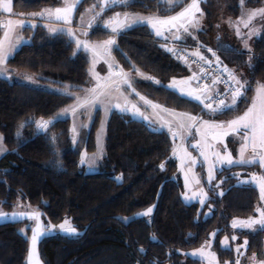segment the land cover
<instances>
[{
  "label": "trees",
  "instance_id": "trees-1",
  "mask_svg": "<svg viewBox=\"0 0 264 264\" xmlns=\"http://www.w3.org/2000/svg\"><path fill=\"white\" fill-rule=\"evenodd\" d=\"M48 1L12 0V7L16 13H28ZM119 1L106 13L140 11L167 16L189 0L173 6L161 0ZM92 2L95 0H80L76 14ZM23 30L30 33L31 40L7 59L9 67L39 72L41 80L60 87L69 84L72 91L88 86L89 57L75 50L67 34L51 33L41 23ZM108 36L98 26L87 33L95 40ZM115 41L112 55L125 72L139 70L155 78L133 81L137 93L166 107L189 111L199 120H228L243 113L255 88L264 85V26L252 40L250 63L245 51L215 47L219 62L242 72L246 80L236 105L217 113L161 84L187 73V67L162 47L146 24L121 30ZM73 102L70 94L0 77V134L7 147L0 156L1 208L12 210L21 201L39 210L47 222L58 223L68 216L80 232L76 237L59 233L43 236L37 244L42 264H203L189 252L201 246L212 231H216L214 249L218 256L233 257V251L221 248L218 240L230 233L232 217H247L255 211L257 188L250 183H236L237 172L246 174L255 169L254 165L218 169L216 187L223 192L219 195L215 187L207 186L209 198L199 209L198 203H185L181 198V184L173 177L176 166L169 134L125 113L111 111L99 171L86 173L80 164L79 148L72 144L70 118L58 116ZM96 114L82 142L87 152L95 149ZM38 121L49 122L48 127L38 129ZM115 177H120V182ZM150 204H154L150 218L129 217ZM206 208L211 213L205 216ZM26 223H0V264H27L28 238L23 233ZM24 229L29 233V227ZM241 235L247 239V253L264 259V228Z\"/></svg>",
  "mask_w": 264,
  "mask_h": 264
},
{
  "label": "rangeland",
  "instance_id": "rangeland-1",
  "mask_svg": "<svg viewBox=\"0 0 264 264\" xmlns=\"http://www.w3.org/2000/svg\"><path fill=\"white\" fill-rule=\"evenodd\" d=\"M167 3L169 6H173L176 4L184 3V0H161ZM207 0H196L199 11L195 12V19L198 21L197 27H192L187 24L186 21L182 18L181 21L177 22L183 23L185 27H188V32H184L183 28L179 29L177 33L176 29L173 28L171 32L165 30L167 25H158L162 31H164V36L157 37L155 35V29L151 27V25L147 24V21H137L133 25L137 24H146L148 28L154 33V35L162 42V45H169L173 47V45L179 44L192 54L194 52H198L199 56L193 55L197 58L203 56L205 61H218L217 53L215 51V47L218 45L222 47L231 46L235 47L239 50L245 51L248 56L249 63L251 61L252 55V40L260 35L263 26H264V15H261L260 10L264 9V0L261 3L256 5L247 4V0H213L211 4L206 3ZM3 0H0L2 3ZM80 0H49L48 3L43 5L40 9L34 10L28 13H16L13 10L12 3V12H4L2 8H0V47L7 50L9 53L8 58L13 54V52L20 47L23 43L30 42V33H25L24 28H34L38 23H41L45 26V28L51 33L63 32L68 35V37L75 43V50H82L89 57V76L90 81L88 86L83 87L79 91H72L70 89L69 84H65L64 86H55L49 84L41 80V73H31L27 71H22L19 69H13L9 67L5 60L3 63H0V77L5 78L9 81H17L22 82L28 85L41 87L44 89L52 90L55 92H61L70 94L74 97V102L61 110L58 114L59 117L67 116L70 118V131H71V139L73 146H77L80 151V164L81 159L85 160L82 165L83 170L86 173H92L99 171V165L102 161V157L105 153V134L107 121L111 111L121 112L119 109L115 107L116 104H120L122 107L125 104L128 107H131V104H135L137 108H139L140 112L143 113L141 115H133V112L124 111L121 113H125L129 115L131 118L139 119L147 123L151 128L164 130L166 131L172 142V159L175 162L176 171L173 175L174 178L178 179L181 184V198L185 203H193L196 202L199 204V209H201L207 202L209 198V193L207 191V186L215 187V191L220 195L223 190L220 186L216 185L219 183L215 179L216 170L220 169L223 166H231L236 165L237 163H233L231 165L227 164L226 161H221L219 157H225L230 154L233 161H238L245 157H251L249 155V148L252 149L251 144L241 154V147L239 146V142L242 139L240 134H229L223 137V142L212 141L209 137L207 143L214 144V147L210 148H193L191 145L197 143L201 140L202 135H206L208 131L205 128L201 127V123L203 121H209V123L216 124H229L233 119H237L240 116H243L244 113H241L231 119L228 120H214V119H201L199 120L195 115L186 110H176L173 108L166 107L163 103L149 99L141 94L137 95V92L128 88L127 85H122L121 90L124 92V95H120L113 91L112 95L109 97L110 103H107V111H105V107L102 105H96L91 109V115L87 114L85 108L79 106L77 97L82 101L85 95L87 94V90L97 87V83L104 84L106 80L110 77L112 80H119L118 74L121 70L124 73H128V79L132 83L133 81H146L150 79H145L143 77H153L147 73L136 70L131 72H125L119 64L115 63L114 57L112 56L113 45L110 46V55L105 53L103 49H99V54L94 55L92 50H86L84 48V43H87L90 48L95 45H102L108 39H111L115 34L111 31V26L109 25L110 21L119 14V20L124 22L125 28H127V24L132 23V19L136 17H147L155 20H167L171 16H177L181 11H184L190 4L193 3V0H189L187 3L183 4L182 8L176 11L173 14L167 16H160L155 13H143L140 11H113L110 13H106L107 9L114 6L115 4H119V0H95V2L86 5L80 13L76 14V8ZM69 5H74L72 8V12L70 14V23H65L63 19H57L55 15V9L57 8H67ZM255 12L257 13L255 17L249 19L251 14ZM43 13V15H34ZM51 13V14H50ZM125 14H127L128 19L125 20ZM209 14V17H208ZM11 20L14 22L24 21L23 25L19 23H13L11 26L6 27L7 22ZM245 24L248 26L245 27ZM101 27L104 31L109 33V36L105 39H89L87 37V33L89 30L95 27ZM72 30V35L68 34V29ZM121 30H118L119 32ZM7 33V37L5 36ZM239 33V34H238ZM173 34H178L181 38L176 40L173 38ZM165 37H168L165 39ZM81 41V46L77 48L76 41ZM171 41V42H168ZM177 41L180 43H176ZM168 42V44H167ZM245 42H247V47H245ZM182 43V44H181ZM174 53V52H172ZM187 67V73L182 75H177L171 77L165 82L161 84L164 86H168L173 83V81L177 82V89L175 90L178 94H180L181 90L184 91H192L197 89L196 81L200 77L197 71L194 69L192 64L189 62L182 60L181 61ZM111 64V69L109 65ZM117 66L118 70H115L114 67ZM112 70V72H111ZM232 70V76L236 77V80L240 81V84L244 85V88H240L236 83V89H239L241 95L246 87V80L242 72ZM93 72L98 74V77L93 75ZM138 73H142L143 76L138 75ZM195 77V78H194ZM155 79V78H154ZM216 81V79H214ZM213 80V81H214ZM205 86H208L207 92L202 91H193V95H201V101H197L190 96L181 95L187 97L189 99L195 100L199 102L204 109L210 111L205 108V104H209L206 102V98L213 94L214 89H216V85L205 84L204 86H199L200 89H203ZM133 88V87H132ZM168 88V87H167ZM264 88L263 84L258 85L255 88L253 97L260 102L258 99H264V92H261L260 89ZM237 97L238 99L241 97ZM145 97L146 100L150 101L152 105H159V108H153L148 104H145L144 101L140 100V97ZM232 96L227 98L225 101L226 105H231ZM237 103V102H236ZM213 109L217 107V105L211 103ZM236 105V104H235ZM235 105H232L234 107ZM75 109V112H73ZM224 109L221 107L220 110ZM67 110V111H66ZM134 111V110H133ZM212 112V111H211ZM96 113H98V125L94 134V144L95 149L92 152H87L84 147H82V142L85 140L89 128L96 117ZM172 113L175 114H188L190 116L196 117L195 126L191 128V135H184V138H181L180 130L177 128V121L181 119L180 115L173 116ZM148 117L147 120L144 117ZM75 127L76 131L73 133V128ZM172 127L174 131L178 132L176 137H173L172 132L168 129ZM200 128V133H197L196 129ZM73 136H75V142H73ZM239 146V147H238ZM239 148V149H238ZM175 154H174V151ZM0 150H6L7 147L3 142V136L0 134ZM185 150L190 154V158L185 156ZM204 151L207 155L208 159L205 160L204 156L200 153ZM6 151H3L1 155H3ZM256 154H261L263 152L262 148L256 147ZM218 153V155H217ZM253 156L255 153H251ZM182 159L185 163L182 166ZM191 159H194L196 163L193 165L191 163ZM183 167V170H182ZM209 168L212 169V178L209 180ZM199 181V183H197ZM237 184L241 183H250L254 185L258 190V201L256 203L255 211L252 215L247 217H238L234 216L230 219V233L224 234L219 237V245L224 249H231L233 251V257H223L220 258L218 256L217 251L214 249V243L216 241V231H212L201 246L192 249L189 254L203 260V264H262L263 259H257L253 254L247 253V239L246 237L241 235V232L247 231H255L258 229H262L264 225L261 224H252L251 227H243L237 226L233 227V222H249L252 220H260L261 214L257 209H261L264 211V200L261 199L260 187L261 184L264 183V175L262 172H248L246 174H240L237 172ZM187 185V186H186ZM202 190V191H201ZM195 193V195H193ZM185 196L189 199L185 200ZM201 200H203V204H201ZM149 208L154 209V204H150L145 208L138 210L136 213L132 214L129 217L139 216L143 218H150L152 212L144 216L143 214L147 212ZM33 212L39 213V225L40 230L42 232H48L49 234L59 233L68 235L71 237H76L80 232L72 225L70 218L67 216L62 221L58 223H52L45 221L40 214V211L36 208L19 201L12 210H5L0 206V223L7 221H17V220H26L27 223L23 227V233L28 238V252L26 257V262L29 264V251H32L31 256V264H42L38 252L37 246L35 249H32L31 245V236L32 229L37 227V221L35 219H29V215ZM211 213L209 208L205 209V216ZM69 221V224L65 226L68 230L67 232L64 229H60V225L65 221ZM128 219V217H125ZM25 227H29V233L25 232ZM71 229H75V232H72ZM235 237V239H233ZM42 238V237H41ZM40 238V239H41ZM227 238V244H224V240ZM38 239V241L40 240ZM246 242V243H245ZM38 244V242H37ZM239 249V251H237ZM201 250H203L201 252ZM214 254V256L212 255Z\"/></svg>",
  "mask_w": 264,
  "mask_h": 264
},
{
  "label": "snow or ice",
  "instance_id": "snow-or-ice-1",
  "mask_svg": "<svg viewBox=\"0 0 264 264\" xmlns=\"http://www.w3.org/2000/svg\"><path fill=\"white\" fill-rule=\"evenodd\" d=\"M11 3L12 0H3L2 3H0V8L3 9L4 12H8L11 13L12 12V7H11ZM74 7V5H69L67 8L61 9V8H57L55 9V15L57 19H63L65 21V23H70V14L72 12V8ZM199 11L198 5L196 3V0H193V3L190 4L187 8L184 9V11H181L177 16H171L169 17L167 20H153L152 18H147V17H136L132 19V23L127 24V28H131L133 26V24H135L137 21H147V24L151 25V27L153 29H155V35L157 37H161L164 36V31L161 30L160 27H158V25H167L168 27L165 29L169 32H171V30L173 28L176 29L177 33L179 32V29L182 27L184 32H188V27H185L183 23H177L179 21H181V19L183 18L187 24L191 25L192 27H197L198 26V21L195 19V12ZM261 15H264V9L260 10ZM51 14V13H50ZM257 13L253 12L251 14V16L249 17V19H251L252 17H255ZM34 15H43V13H39V14H34ZM127 14H125V20H127ZM13 23H19L20 25H23L24 21H18V22H14L9 20L7 22L6 27L11 26ZM106 26H111V31L113 33H116L118 30H124L125 25L123 21L119 20V14H117V16L113 19V21L109 22V25ZM248 25L245 24V27H247ZM68 34L72 35V30L69 28L68 29ZM239 34V33H238ZM5 36L7 37V33H5ZM168 37H165V39H167ZM173 38L176 40H179L181 37L178 34H173ZM116 41L115 39H108L107 41H105L102 45H95V46H90L87 43H84V48L86 50H92L94 55H98L99 54V49H103L105 53L110 55V46L115 45ZM76 45L77 48H79L81 46V41L77 40L76 41ZM162 47H165V50L172 53L174 52V49L172 47H168L167 45H162ZM245 47H247V42H245ZM8 55L9 53L7 52V50L3 49L2 47H0V63H3L5 60L8 59ZM192 55H196L199 56L198 52H194L192 53ZM200 59H204L203 56H200ZM111 64L109 65V68L111 69ZM2 74V73H0ZM93 75L98 77V74L93 72ZM112 75H119L120 79L119 80H112L111 79V75L110 77L106 80V82L104 84H100L99 82L97 83V87L91 88L87 90V94L85 95V97L83 98V100L81 101L79 97H77L79 106L82 108H85L87 111V114L91 115V109L93 107H95L96 105H102L105 107V111H107V103H110L109 101V97L112 95L113 91H115L116 93H119L120 95H124V92L121 90V86L122 85H127L128 88L132 89L133 91H135L132 88V83L129 81L128 73H124L122 70L120 73L118 74H112ZM138 75L143 76L142 73H138ZM145 79H151V77H143ZM195 78V77H194ZM233 80H236L235 76L231 77ZM217 81H213V85H215ZM156 83H159L158 81ZM236 83L239 85L240 88H244L243 84H240L239 80H236ZM170 90L175 91L177 89V82L173 81L172 84L167 86ZM193 91H202V92H207L208 91V86H205L203 89H200L199 86H197V89L192 90V91H184L181 90L180 94L181 95H186V96H190L193 99L197 100V101H201V103H203V101L201 100V95H193ZM261 92H264V88L260 89ZM137 95H139L137 93ZM241 95V92L239 89H236L235 91L232 92V103L231 105H226L225 104V100L224 99H220L219 103L217 105V107L215 109H213V106L211 103L209 104H205V108L209 109L210 111L217 113L220 112L221 107H223L224 109H230L232 107V105H235L237 102V97H239ZM207 98H211L210 95ZM140 100L144 101L145 104L150 105L153 108H159V105H152L150 101L146 100L145 97H140ZM115 107L117 109H119L121 112L124 111H130L133 112V115H141L143 116V113L140 112L139 108L136 107L135 104H131V107L129 108L127 104H125V106H121L120 104H116ZM255 104L253 105L252 108H249L248 111L243 115L240 116L237 119H233L229 124L224 125V124H216V123H209V121H203L201 123V127L205 128L206 130H210L208 131V133L206 135H202L201 136V140L198 141L195 144H192L191 146L193 148H210V147H214V144H208L207 141L209 139V137L211 138L212 141H216V142H223V137L231 134H240L242 136V140L243 143L241 145V154L244 153V151L249 147V144H251V147L253 149V152H255V149L257 147V126L259 125L260 129H261V135L259 136V147L264 149V108L261 109L260 113L258 116H254L253 112L255 109ZM134 110V111H133ZM67 111V110H66ZM73 112H75V109H73ZM171 115H173L174 117L177 115H180L181 119L177 121V128L180 130L181 133V138H184V135H191V128L195 126V121H196V117L190 116L188 114H175L172 113ZM251 117V118H250ZM145 120L148 119V117H144ZM48 123L47 121L44 122H37V128L38 129H44L48 127ZM170 132H172L173 137H176L178 135L177 131H174L172 129V127H169L168 129ZM73 133H75L76 129L75 127L73 128ZM197 133H200V128L196 129ZM73 142H75V136H73ZM3 151L6 150H0V154H2ZM174 154H175V149L173 150ZM185 156L190 158V154L187 153V151L185 150ZM202 156H204L205 160L208 159L207 155L205 154V152L202 150L200 153ZM218 155V153H217ZM219 159L221 161H226L227 164L231 165L233 163H253L254 161H249V160H238V161H233L230 154L228 156L225 157H219ZM85 160L82 158L81 159V164H84ZM182 166L185 163V161L182 159L181 161ZM191 163L194 165L196 163V161L194 159H191ZM261 166L264 167V157H261ZM164 166L161 165V168H163ZM183 170V167H182ZM212 178V169L209 168V180H211ZM117 182H120V177H115ZM197 183H199V181H197ZM187 186V185H186ZM202 191V190H201ZM260 192H261V199L264 200V183L261 184L260 187ZM195 195V193L193 194ZM189 198L187 196H185V200H188ZM201 204H203V200H201ZM153 211L152 208H149L147 210L146 213H144V216L149 215L151 212ZM257 211L260 212L261 214V219L260 220H252L249 222H239V225L237 224V222H233V227H237V226H243V227H251L252 224H261L264 225V211H262L261 209H257ZM29 219H35L37 221V227L32 229V236H31V245H32V249H35L37 246V242L38 239H40L43 236H47L49 233L48 232H42L40 230V225H39V213L38 212H33L32 214L29 215L28 217ZM69 224V221L66 219L59 227L60 229H64L66 232L68 231L65 226ZM72 232H75V229H71ZM233 239H235V237H233ZM224 244H227V238H225ZM246 243V242H245ZM203 250H201L202 252ZM237 251H239V249H237ZM214 256V254H212ZM31 256H32V251H29V264H31ZM238 264V262H237Z\"/></svg>",
  "mask_w": 264,
  "mask_h": 264
},
{
  "label": "built area",
  "instance_id": "built-area-1",
  "mask_svg": "<svg viewBox=\"0 0 264 264\" xmlns=\"http://www.w3.org/2000/svg\"><path fill=\"white\" fill-rule=\"evenodd\" d=\"M174 55L182 60H185L192 64L194 69L199 74V78L196 81L198 86H204L205 84L213 83V80L216 79V89H214L211 98H206V102L213 103L218 105L220 99L226 101L227 98L232 96V92L236 90V84L232 77V71L228 67L224 66L218 61H205L200 58L193 56L187 48L176 44L173 45ZM115 70H118V67H114ZM264 243V238H263ZM264 261V259H263ZM264 264V262L262 263Z\"/></svg>",
  "mask_w": 264,
  "mask_h": 264
},
{
  "label": "crops",
  "instance_id": "crops-1",
  "mask_svg": "<svg viewBox=\"0 0 264 264\" xmlns=\"http://www.w3.org/2000/svg\"><path fill=\"white\" fill-rule=\"evenodd\" d=\"M120 32V31H119ZM116 34H118V32H116L113 36H112V38L111 39H115V36H116ZM168 42H171V41H168ZM168 42H167V44H168ZM174 42H176V43H180V41L179 42H177V41H174ZM182 44V43H181ZM169 45V44H168ZM114 46V45H113ZM169 47H171L170 45H169ZM173 48V47H172ZM174 49V48H173ZM113 56V55H112ZM116 63V62H115ZM111 72H112V70H111ZM150 80H152V79H150ZM154 80V79H153ZM136 92V91H135ZM260 102H257V100L253 97V99H252V101H251V103H250V105L248 106V108L243 112L244 114L248 111V109L249 108H252L253 107V105L255 104V109H254V112H253V115L254 116H258L259 115V113H260V111H261V109L262 108H264V99H258ZM251 118V117H250ZM257 147H259V136L261 135V129H260V127H259V125L257 126ZM242 143H243V140L241 139L240 140V142H239V146L241 147V145H242ZM238 146V147H239ZM249 146H250V144H249ZM260 148V147H259ZM239 149V148H238ZM248 149V148H247ZM251 153H255L254 154V156L251 154ZM249 155L251 156V157H245V158H243L244 160H249V161H254L253 163H237L236 165L234 164V165H231V166H242V165H254L255 166V169H253V170H251L250 172H262L263 173V175H264V167H262L261 166V157H264V149H263V152L261 153V154H256V151L255 152H253V149H250L249 148ZM241 160V159H240ZM218 170V169H217ZM216 170V171H217ZM263 228H264V226H263ZM255 264H257V263H255Z\"/></svg>",
  "mask_w": 264,
  "mask_h": 264
}]
</instances>
